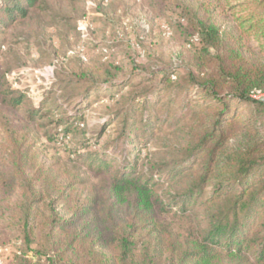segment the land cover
<instances>
[{
  "label": "rangeland",
  "instance_id": "374dc122",
  "mask_svg": "<svg viewBox=\"0 0 264 264\" xmlns=\"http://www.w3.org/2000/svg\"><path fill=\"white\" fill-rule=\"evenodd\" d=\"M104 1L39 0L27 18L0 23L4 264L13 263L23 244L20 208L34 198L42 196L33 200L37 218L32 222L43 244L54 219H81L68 231L79 233L100 253L105 251L99 246L107 225L138 223L132 204L119 203L111 193L113 177L129 153L139 157L140 174L163 171L167 176L172 168L187 165L191 177H206L210 193L215 184L238 177L233 156L239 148L264 149V106L233 101L234 128L225 137L217 136L215 122L222 109L204 87L221 57L239 54L264 67V30L250 31L244 22L253 11L264 19V0ZM84 18L94 25L87 42L79 33ZM81 45L86 61L78 55ZM173 71L176 75L166 82L164 76ZM111 85L121 88L107 91ZM145 93L149 104L138 112L139 129L130 145L121 137L124 111L137 97L140 104L146 101L140 98ZM97 158L105 159L108 167L100 168ZM262 177L264 163L250 176ZM168 187H161L159 196L173 195L175 188L170 192ZM84 209L90 213L81 218ZM175 212H163L157 203L154 224H137L140 246H149L151 254L161 252L155 235L161 225L182 236L189 226H181ZM56 240L65 243L68 236L58 231ZM111 250L105 254L112 258ZM168 259L162 255L161 263Z\"/></svg>",
  "mask_w": 264,
  "mask_h": 264
},
{
  "label": "trees",
  "instance_id": "16d2710c",
  "mask_svg": "<svg viewBox=\"0 0 264 264\" xmlns=\"http://www.w3.org/2000/svg\"><path fill=\"white\" fill-rule=\"evenodd\" d=\"M38 2L39 0H0V23L3 19L15 23L27 18L30 10L37 8ZM253 12L244 19L249 25L248 30H264V19L258 18V14ZM212 69L204 80V87L221 106L222 111L217 115L214 130L217 136L225 137L236 122L235 114L231 115L230 111L233 101L264 106V101L252 97L255 90L264 94V67L256 65L243 55L235 54L228 58L221 57L218 66ZM173 74L176 75V71L165 75L164 80H171ZM65 86L62 88L65 89ZM120 88L119 85H111L105 89L118 92ZM225 92L230 94L228 101L226 99L229 97H224ZM140 98L148 99V93ZM138 100L137 97L136 102L131 101L124 111L121 137L130 145L135 144L139 129L138 112L140 109L146 110L149 104L148 100L142 104ZM16 103L21 104V99ZM147 120V115H144L143 126L147 125ZM204 145L202 142L201 149ZM199 150L191 152V155L195 156ZM126 157L123 166L113 177L111 193L119 203L132 204L138 223L129 221L126 225L119 226L112 222L107 225V236L99 246L105 251L100 253L79 233L72 236L68 231L69 225L75 226L81 219L74 222L54 219L45 233L43 244L37 225L32 222L37 218L33 202L39 201L42 196L38 200L34 198V201L30 200L20 208L24 222L23 244L12 264H78L80 261L84 264H162V255L169 258L166 264H264V177L256 180L250 178L252 172L264 163V149H261V145H253L247 150L239 148L233 156L238 177L230 183L221 181L215 184L210 193L207 192L206 177H191L187 165L172 168L167 176H162L163 171L140 174L135 161L139 157L132 158V153ZM96 162H99L100 168L108 167L103 158H97ZM187 177H191L189 181H186ZM179 183L182 187H176ZM166 185L170 192L175 188L173 195L168 192L166 197L159 196V189ZM56 193L63 195L60 191ZM157 203L163 212H173L176 209L174 218L181 226L188 224L189 227L181 236L180 232H173L166 225H161L162 230L155 235L162 245V251L151 254L149 246H140L135 230L141 222L150 221L154 224ZM89 213V209H84L81 218ZM95 229L99 227L96 226ZM58 231L65 233L68 241H57ZM85 247L88 248L87 253L84 251ZM106 250H111L114 257L105 254Z\"/></svg>",
  "mask_w": 264,
  "mask_h": 264
},
{
  "label": "built area",
  "instance_id": "2783aa9c",
  "mask_svg": "<svg viewBox=\"0 0 264 264\" xmlns=\"http://www.w3.org/2000/svg\"><path fill=\"white\" fill-rule=\"evenodd\" d=\"M108 3V0L104 1V4ZM94 31V25L90 22V20L88 18H84L80 24H79V33L80 36L82 38L83 42H87L90 40L91 38V33ZM195 41L199 40L198 36L194 37ZM78 55L79 57L83 60L86 61L87 60V55H86V48L84 45H81L78 49ZM144 57V54L141 55V58ZM252 97L258 100H262L264 101V94L259 91V90H255L252 92ZM1 252V249H0ZM0 264H4L2 260H0Z\"/></svg>",
  "mask_w": 264,
  "mask_h": 264
}]
</instances>
